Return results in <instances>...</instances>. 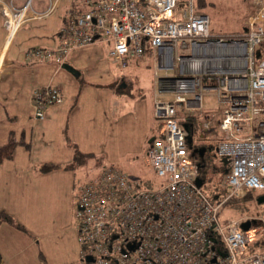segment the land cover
Segmentation results:
<instances>
[{"label": "built area", "instance_id": "1", "mask_svg": "<svg viewBox=\"0 0 264 264\" xmlns=\"http://www.w3.org/2000/svg\"><path fill=\"white\" fill-rule=\"evenodd\" d=\"M253 1L255 10L243 33L230 35L211 34L208 15L197 12L193 0L181 10L177 0H70L59 43L25 51L26 62L61 64L75 48L106 42L108 57L121 67L153 51L156 68L176 69L159 79L160 88L161 81L172 86V97L154 99L159 128L144 151L156 180H133L117 167L104 166L78 186L81 259L91 256V264H264V252L250 249L255 219L223 222L218 215L231 199L264 193V0ZM55 5L31 13L43 17ZM29 10L26 0L7 36ZM203 93L216 96L218 118L205 112L190 123L205 135L211 158L227 159L214 197L203 188L200 157L191 156L178 117L179 111L195 116ZM62 98L52 82L34 87L33 116L43 119L45 110ZM216 128L220 132L212 143L208 133ZM247 219L254 222L245 230L240 223Z\"/></svg>", "mask_w": 264, "mask_h": 264}, {"label": "crops", "instance_id": "2", "mask_svg": "<svg viewBox=\"0 0 264 264\" xmlns=\"http://www.w3.org/2000/svg\"><path fill=\"white\" fill-rule=\"evenodd\" d=\"M25 2L26 0H0V64L2 65L0 71V145L4 144L9 136L16 141L11 156L0 160V210L10 214L14 220V223H9L0 219L1 264H24V258L27 257L22 249H29L33 237L29 222L20 217L22 215L29 219L28 221H32L36 215L27 197L42 200L48 196H43V192L50 194L49 188L58 184L57 180L61 179L60 177L64 180L69 166H75L72 165L75 149L94 154L91 148L92 143L98 142L100 138L106 140L115 137L116 132L112 135L107 134L106 131L110 128L114 131L120 129L117 125L118 119L123 120V110L128 113L130 108L126 98H119L125 90H117L112 87V84L108 85L109 90L104 93L102 103L92 96L84 95V86H76L74 89L64 86L63 83L54 82L61 88L62 101L49 106L45 110L43 119L33 116L31 90L55 81L57 63L53 61L26 62L31 65L26 69H29L35 77L32 86L24 93L14 82L5 83V74L10 68L9 74L24 69L25 66L21 64V61L25 62L24 53L30 46L54 47L59 43L58 29L70 10V3L69 0L68 5L66 0H30L31 10L27 11L28 19L26 18L16 28L17 31L22 28L17 39L19 51H4L8 31L18 16V9ZM50 2H56V5L46 16L36 17L31 13V11H45ZM5 53L7 55H4ZM147 55L152 56L154 61L153 51H147L142 57L132 61L143 62ZM143 57L144 59L141 60ZM74 58H70L71 61H74ZM64 62L69 63L66 60ZM73 63L70 62V64ZM77 75H80V72ZM153 102L152 98L150 109L144 118L145 123L143 122V126L140 127L142 138L137 148L140 149V155L147 165L149 164L145 159L144 151L149 139L157 134L159 128L157 122L154 126V123L151 124L150 121L151 117L154 118ZM120 113L121 116H119ZM211 134L212 132L208 133L209 136ZM45 162L53 163L56 167L49 171H41V165ZM142 181L151 182V179L147 178ZM23 188L29 191V196L23 194ZM78 190V188L77 190L68 188L66 191H61L63 205L59 208L61 213L67 212L70 219L75 213L74 200ZM255 194L257 197L262 193L256 192ZM15 223L23 225L25 230L18 228ZM69 229L74 235L75 228L72 226ZM81 262L83 263L82 260Z\"/></svg>", "mask_w": 264, "mask_h": 264}, {"label": "rangeland", "instance_id": "3", "mask_svg": "<svg viewBox=\"0 0 264 264\" xmlns=\"http://www.w3.org/2000/svg\"><path fill=\"white\" fill-rule=\"evenodd\" d=\"M187 1L177 0V9H184ZM193 1L196 11L208 15L211 34H241L244 31L246 21L255 10L253 0ZM66 4L68 5V0H66ZM15 30L16 28L10 32L4 51H19L17 39L19 38L20 30H16V32ZM107 49L108 44L106 42H98L71 52L65 60L69 64L74 62L70 65L76 70L80 68L78 70L80 75H74L62 68L60 64H56L58 67H56L57 72L53 83H63L64 86L74 89H76V86H84V95L92 96L96 98V101H101L102 103L104 93L109 90L108 85L112 84V87L117 88V90H125L124 93L119 95V98H126L130 108L128 113L123 110V120L118 119L117 125L121 131L120 129L114 131L113 128H110L106 131L107 134L113 135L116 132L115 137L106 140L100 138L98 142L92 143L91 148H93L94 154L89 153L84 156V159L79 164L75 163V166H69L68 174L64 177V180L63 177H60L61 179L57 180L58 184L49 188L50 194L43 192V196H48L42 200L27 197V201L31 208H34L33 211L36 215H34L35 219L32 221H28L29 219L24 218L22 215L20 217L29 222L31 236L33 237L29 249H22L23 254L27 256L26 259L24 258V264H83L80 260L81 244L78 241L75 213L70 219V215L67 212L61 213L59 208L63 205L61 200L62 190L66 191L68 188H73L74 190L76 188L77 190L81 183L88 180L104 166L117 167L133 180L147 178H150L151 182L156 180L153 169L145 163L144 158L140 155V149H137L138 145L141 144L142 138L140 127L143 126V122L145 123L144 118L150 109L152 98L165 100L172 97L168 94L172 86L170 87L166 82L161 81L160 88L159 79L172 76L176 69L174 67L156 68L152 56L149 55L144 56L145 60L143 62L135 63V61H130L127 66L121 67L108 57ZM182 52L187 54L189 51L185 49ZM4 55L7 54L5 53ZM74 55H76L75 58ZM70 58H74V61H71ZM21 64L25 66L22 70L12 74L8 73L11 68L7 70L4 82H14L21 89V92L24 93L27 88L32 86L35 76L29 69H26V67H31V65L26 63V61H21ZM183 70L189 71L186 68L184 69V66ZM206 70L208 71L209 69ZM203 84L207 85L209 83L204 79ZM201 107L195 113V116L191 113L179 111L178 117L185 120L188 119L189 122L196 124L197 119H201L207 112L216 121L218 118V105L214 93H203ZM121 115L120 113L119 116ZM150 121L151 124L154 123V126L156 122L158 123L152 117ZM197 129V132H201L198 125ZM211 131L210 138L212 143H215L214 139L219 135L220 131L218 128L215 130L211 129ZM88 139L93 141L90 137ZM193 140L198 145H205L206 143L205 135L202 133H196ZM218 163L219 160L215 157L211 158L210 155L205 157L203 170L205 171V178L208 180L205 184L209 183V185L218 186L219 181L221 182L223 167ZM73 185L74 187H72ZM256 192L258 191L253 193ZM23 194L29 196V191L23 188ZM230 201L233 204L225 203L219 208V219L223 222L244 217L255 219L253 223L257 227L255 239L258 242L257 245H261L260 248L264 249V202L258 203L256 196L250 195ZM72 226L75 228L74 235L72 230L69 229Z\"/></svg>", "mask_w": 264, "mask_h": 264}, {"label": "trees", "instance_id": "4", "mask_svg": "<svg viewBox=\"0 0 264 264\" xmlns=\"http://www.w3.org/2000/svg\"><path fill=\"white\" fill-rule=\"evenodd\" d=\"M198 12V11H197ZM243 33V32H242ZM241 33V34H242ZM238 35V34H237ZM240 35V34H239ZM186 121H189L188 119L186 120ZM180 122H185V119H180ZM15 144H16V141L14 140V138L12 137V136H9V138H8V140L4 143V144H2V145H0V160L2 159V158H4V157H10L11 156V154H12V151H13V148H14V146H15ZM89 153H84V152H81V151H79V150H77V149H75V152H74V157H73V164L72 165H74L75 163L76 164H79L83 159H84V156H87ZM206 157V156H205ZM205 157H202V158H197V161L199 162V164H200V168H199V175H200V177H202V178H204V180H205V183L208 181L205 177V171L203 170V168L205 167ZM221 167H223L222 166V164L219 162L218 163ZM53 167H56V165L55 164H53V163H44V164H42L41 165V168H40V170L41 171H49V170H51ZM97 174V173H96ZM96 174H94V175H96ZM93 175V176H94ZM221 175H222V173H221ZM92 176V177H93ZM91 178V177H90ZM204 183V186H203V188L210 194V196L211 197H214L220 190H221V184H220V181H219V184H218V186L216 185H209V183L208 184H205ZM248 195H250V196H256V194L255 193H253V191H251V192H248V193H246L242 198H244V197H246V196H248ZM242 198H240V199H242ZM231 200H233V201H235V200H237V199H231ZM228 203H232V201H228ZM233 204V203H232ZM75 206H76V198H75V200H74V209H75ZM76 211V210H75ZM0 219L1 220H3V221H6V222H9V223H14V220H13V218L11 217V215L10 214H8L7 212H5V211H3V210H0ZM75 220H76V215H75ZM16 224V226L18 227V228H20V229H24L25 230V228L23 227V225H20V224H18V223H15ZM258 244V242L256 241V239L250 244V249H253V250H258V251H261V252H264V249H261L260 248V246H258L257 245ZM0 264H1V254H0Z\"/></svg>", "mask_w": 264, "mask_h": 264}, {"label": "water", "instance_id": "5", "mask_svg": "<svg viewBox=\"0 0 264 264\" xmlns=\"http://www.w3.org/2000/svg\"><path fill=\"white\" fill-rule=\"evenodd\" d=\"M61 67L66 69L67 71L71 72L74 75H77L79 72L78 70L74 69L69 63L63 62L61 63ZM182 126L184 127L185 131H186V140H187V144L189 146V148L191 149V156H196V154L198 153L199 157L202 158L203 157V153L206 151L207 147L206 146H199V147H193L192 146V139H193V126L190 122H182ZM153 137H151L149 139V142L152 140ZM221 163L225 166L227 164V159L226 158H221L220 159ZM226 172V169L224 170ZM198 185H201V179L198 178L196 180ZM256 201L258 203H262L264 202V193L259 194L256 197ZM251 222H254L253 220H244L240 223V226L242 227V229H248L249 226L251 225ZM82 261H84L86 264H91V262L93 261V258L91 256H86L82 259Z\"/></svg>", "mask_w": 264, "mask_h": 264}, {"label": "flooded vegetation", "instance_id": "6", "mask_svg": "<svg viewBox=\"0 0 264 264\" xmlns=\"http://www.w3.org/2000/svg\"><path fill=\"white\" fill-rule=\"evenodd\" d=\"M197 130H198V129H197V126H196V125H193V138L196 136V133H198ZM205 142H206V141H205ZM192 146H193V147L206 146L207 149H206V151L203 153V157L212 154V152H211V150H210V146L207 145L206 143H205V145H198V144L192 139ZM196 156L199 157L198 153L196 154ZM81 260H82V259H81ZM83 264H86V263L83 261Z\"/></svg>", "mask_w": 264, "mask_h": 264}]
</instances>
